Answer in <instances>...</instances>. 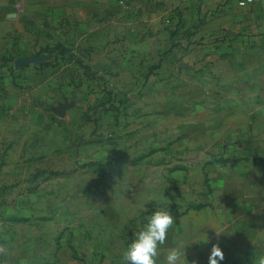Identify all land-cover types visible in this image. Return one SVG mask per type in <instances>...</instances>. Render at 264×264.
<instances>
[{
  "label": "crops",
  "instance_id": "crops-1",
  "mask_svg": "<svg viewBox=\"0 0 264 264\" xmlns=\"http://www.w3.org/2000/svg\"><path fill=\"white\" fill-rule=\"evenodd\" d=\"M16 77L69 93L71 110L77 82L142 83L159 113L174 99V127H210V203L170 210L167 241L191 264L215 243L220 264L264 254V0H0V83Z\"/></svg>",
  "mask_w": 264,
  "mask_h": 264
},
{
  "label": "rangeland",
  "instance_id": "rangeland-1",
  "mask_svg": "<svg viewBox=\"0 0 264 264\" xmlns=\"http://www.w3.org/2000/svg\"><path fill=\"white\" fill-rule=\"evenodd\" d=\"M14 79L0 83V264H124L152 212L210 203V127H174V99L159 113L142 83L77 82L71 110L69 93Z\"/></svg>",
  "mask_w": 264,
  "mask_h": 264
},
{
  "label": "clouds",
  "instance_id": "clouds-1",
  "mask_svg": "<svg viewBox=\"0 0 264 264\" xmlns=\"http://www.w3.org/2000/svg\"><path fill=\"white\" fill-rule=\"evenodd\" d=\"M174 226V217L168 209H157L145 217L142 226L134 233L131 241L123 252L124 264H157L161 247L165 245L169 230ZM200 242L208 243L206 236ZM188 244L182 240H175L167 248L163 264H188L185 250ZM224 260V252L219 243L212 245L208 264H220ZM192 264H198L193 261ZM254 264H264V254L258 255Z\"/></svg>",
  "mask_w": 264,
  "mask_h": 264
},
{
  "label": "water",
  "instance_id": "water-1",
  "mask_svg": "<svg viewBox=\"0 0 264 264\" xmlns=\"http://www.w3.org/2000/svg\"><path fill=\"white\" fill-rule=\"evenodd\" d=\"M31 61H33V59H29V58L21 59L16 63V65L19 67H22V66L29 64Z\"/></svg>",
  "mask_w": 264,
  "mask_h": 264
},
{
  "label": "built area",
  "instance_id": "built-area-1",
  "mask_svg": "<svg viewBox=\"0 0 264 264\" xmlns=\"http://www.w3.org/2000/svg\"><path fill=\"white\" fill-rule=\"evenodd\" d=\"M246 1L252 4V3L260 2L262 0H246Z\"/></svg>",
  "mask_w": 264,
  "mask_h": 264
}]
</instances>
